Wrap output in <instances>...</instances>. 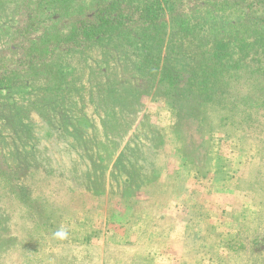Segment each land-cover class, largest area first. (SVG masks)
Segmentation results:
<instances>
[{"label":"rangeland","instance_id":"rangeland-1","mask_svg":"<svg viewBox=\"0 0 264 264\" xmlns=\"http://www.w3.org/2000/svg\"><path fill=\"white\" fill-rule=\"evenodd\" d=\"M187 21L153 27L150 39L148 32L120 31L63 61L57 54L32 72L36 96L17 91L11 105L8 93L0 94V264H163L174 259L176 264H264L256 245L246 255L225 248L227 237H235L245 223L240 212L254 218V205L264 210V121L216 95L197 98L191 120L180 128L173 89L160 72L151 76L143 69L147 44L156 49L163 44L162 54L186 46L189 57L202 58L201 49L213 37L203 35V24ZM60 26L63 22L51 19L44 29ZM176 29L180 35L172 36ZM189 33L193 36L186 38ZM208 62L215 66L217 57ZM177 68L187 80L188 69ZM201 80L199 75L193 83L199 87ZM68 107L74 121L118 127V133L105 132L117 143L114 154L111 146L102 151L107 180L135 135L145 153L155 142L164 170L144 182L137 202L110 188L77 192L63 184L73 171L63 166L71 157L60 150V138H69L60 131V111ZM15 121H23L17 124L15 135L24 138L17 150ZM44 148L40 158L22 161L17 155L24 150L38 155ZM136 208L144 211L143 219L137 220ZM236 245L234 240L230 246Z\"/></svg>","mask_w":264,"mask_h":264},{"label":"trees","instance_id":"trees-1","mask_svg":"<svg viewBox=\"0 0 264 264\" xmlns=\"http://www.w3.org/2000/svg\"><path fill=\"white\" fill-rule=\"evenodd\" d=\"M90 1L0 0V94L7 92L6 98L11 100V105L17 102L13 97L17 91L29 96L38 94L37 86L30 81L34 74L32 72L37 71L41 65L48 64L57 54V58L62 57L63 61L66 55L84 52L94 43L108 40L120 31L148 32L150 39V29L153 27L162 28L169 20L178 24H189V20L194 24H203L202 28H206L203 35L208 36L209 40L213 37L209 47L203 48L205 52H209L204 53L201 49L202 58L189 57L186 46L176 45L177 53L174 52L175 48H169L162 54L163 44L158 49L147 44L148 53L143 66L151 76L160 72L161 78H166L163 83L173 89L174 100L179 109V127L191 120L190 116L194 113L192 105L197 98L215 99L216 95L220 101L238 107L239 111L247 113L255 121H264V0ZM51 19H58L63 22V26L44 29L45 23ZM4 21L10 22V25L4 24ZM180 33L176 29L172 36ZM190 36L193 35H185L186 38ZM210 57H217V63L213 67L208 62ZM177 67L188 69L187 80L179 75L180 70ZM201 68L202 72H197ZM236 71L238 76H233ZM199 75L204 80L199 81L201 85L197 87L195 85L198 82H193ZM37 77L42 79L47 76ZM73 105L77 106V103ZM78 108L80 114L82 108ZM52 109V106L47 107V113ZM65 110L67 111H60V131L69 138H60V150L68 154L67 157H71L63 166L67 165V169L73 168V171L63 184L70 185L73 191L78 189L77 192H82L83 189L94 192L110 188L122 195L127 194L131 200L136 198L135 195L147 179H156L164 170L160 164V155L155 149V142L150 144V152L145 153L142 148L145 145L139 143L135 135L116 159L113 173L107 180L102 174V151L105 152L111 146L114 154L117 143L113 137H105V132H117L115 130L118 127L115 129L113 123H103L102 126L104 128L105 125L106 129L102 130V126L98 127L94 120L80 121L79 118L74 121V113L69 112V107ZM83 113L85 112L81 113L84 118ZM49 117L53 118V115L49 114ZM188 117L190 118L187 119ZM17 124L23 125V121H15L12 125V144L15 150L24 139L15 135L20 131ZM152 137L157 142V136ZM43 152H46V148L38 155L32 150H24L17 155L25 161L31 155L40 158ZM208 159L210 160V156ZM260 161L264 162V156L260 157ZM22 188L25 189L24 186ZM146 193L151 194V190ZM134 201L137 202L138 198ZM131 205L135 206L134 203ZM253 207H256L253 210L254 218L245 217L248 211L239 213L246 220L235 237H227L229 245L225 248L228 253L236 251L235 253L246 255L250 245H256V249L264 253V210L260 205ZM137 208L134 209L135 215L137 220H141L145 213ZM152 208L150 206L146 214ZM251 218L253 219L250 222L254 223V227L248 226ZM234 240L237 245L232 248L230 245ZM262 254L261 259H264Z\"/></svg>","mask_w":264,"mask_h":264},{"label":"crops","instance_id":"crops-1","mask_svg":"<svg viewBox=\"0 0 264 264\" xmlns=\"http://www.w3.org/2000/svg\"><path fill=\"white\" fill-rule=\"evenodd\" d=\"M163 264H176V260L174 259V260H172V261H168V263H163Z\"/></svg>","mask_w":264,"mask_h":264}]
</instances>
